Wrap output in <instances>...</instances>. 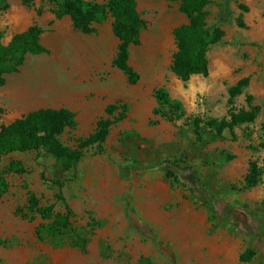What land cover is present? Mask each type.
Segmentation results:
<instances>
[{
    "label": "rangeland",
    "instance_id": "obj_1",
    "mask_svg": "<svg viewBox=\"0 0 264 264\" xmlns=\"http://www.w3.org/2000/svg\"><path fill=\"white\" fill-rule=\"evenodd\" d=\"M60 1L30 0L26 5L7 0L10 8L0 12L5 45L24 30L16 28L12 16L25 9L33 17L24 28L42 24V42L50 52L29 55L19 72L7 76L0 87V129L37 110L67 108L75 113L76 126L61 141L74 149L94 133L108 106L128 110L111 128L104 152L87 150L76 169L64 172L44 151L3 158L0 171L11 161L21 162L27 171L6 174L9 191L0 197V264H264V242L249 235L263 236L264 174L257 186L245 184L251 162L264 169V0H208L207 23L225 36L208 52L209 76L188 81L171 70L177 50L174 30L189 22L180 3L137 0L144 25L129 57L140 77L136 84L113 64L119 40L112 17L89 35L38 20L47 10L53 13ZM243 79H249L248 87L230 104V88ZM159 89L183 105L182 118L175 119L159 104ZM251 107L261 108L254 122L220 137L204 124ZM121 113L119 109L115 116ZM127 166L138 169L127 172ZM165 167L182 177L180 184L166 177ZM52 180L66 182L64 188ZM196 181L241 214L228 209L211 220L192 192ZM31 195L56 212L71 208L85 246L49 238L44 230L49 221L27 209ZM248 249L256 256L242 262Z\"/></svg>",
    "mask_w": 264,
    "mask_h": 264
},
{
    "label": "trees",
    "instance_id": "obj_2",
    "mask_svg": "<svg viewBox=\"0 0 264 264\" xmlns=\"http://www.w3.org/2000/svg\"><path fill=\"white\" fill-rule=\"evenodd\" d=\"M106 3H92L85 0H61L53 13L61 18L70 16L74 27L83 34L89 35L95 32V25L103 24L112 17L113 31L119 40L114 66L121 70L131 84H136L140 77L129 64L131 47L140 43L141 30L144 25L142 15L138 10L137 0H105ZM180 3V11L188 18V23L174 30V38L177 50L173 56L171 70L182 81H188L191 77L202 75L209 76L208 52L210 48L225 36L220 27H210L207 23L209 5L208 0H168ZM29 5L30 0H24ZM10 8L7 0H0V12ZM44 30L37 24L30 26L26 31L15 35L8 45L3 43V34L0 33V87L6 84L7 76L19 72L29 55L39 56L49 54V50L42 43ZM249 79H243L229 90L230 104L241 95L248 87ZM161 106H166L180 119L185 115L183 105L172 100L168 92L159 89L155 93ZM251 98H249L250 102ZM122 109L118 117L115 113ZM126 106L118 104L110 105L106 109V116L97 123L96 130L89 137L80 139L77 148H71L63 144L61 137L68 129L76 126V115L67 108L41 109L14 121L0 129V162L4 157L15 153L25 154L31 152L46 154L54 158L64 171L76 169L84 158L87 150L97 148L103 153V146L107 141L111 128L126 118ZM261 111L260 107H251L250 111L231 112L228 119H210L204 122L206 127L214 131L217 136H222L224 131H233L237 126L254 122ZM200 123L196 121V124ZM138 167L127 166L124 170L131 172ZM168 179L175 184H180L182 177L169 167L163 168ZM26 168L21 162L11 161L6 171H0V197L9 191V182L6 174H24ZM183 172L184 171H180ZM264 174L257 162H251L245 184L248 188L257 186ZM55 186L63 189L66 182L60 180L51 181ZM192 192L198 200H202L209 212L210 219L221 218L228 209L236 215L240 211L233 209L225 201L214 197L199 181ZM29 213L38 215L43 220L49 221L44 227L47 236L53 240L69 239L77 246L84 247L85 235L82 229L76 227L75 214L69 207L65 212H56L55 206H40L38 199L31 195L27 207ZM263 236L249 233L254 242H264V227L260 228ZM42 238V235H39ZM256 256L254 249H248L241 257L242 262H249Z\"/></svg>",
    "mask_w": 264,
    "mask_h": 264
},
{
    "label": "crops",
    "instance_id": "obj_3",
    "mask_svg": "<svg viewBox=\"0 0 264 264\" xmlns=\"http://www.w3.org/2000/svg\"><path fill=\"white\" fill-rule=\"evenodd\" d=\"M12 17H13V20H15L16 28L24 29V30H22V32L26 31L30 26H32V25H30L27 28H24V25L28 22L29 18L33 17V15L30 14L25 9H21L19 11L18 15L13 14ZM38 20H40V21H45V20L53 21L54 26L59 27V28H66V29H73L74 28V23H73V20L70 16H64L61 19H58L53 13H51L48 10L43 14L42 18H40V19L38 18ZM41 25L42 24H40V26ZM22 32H20V33H22Z\"/></svg>",
    "mask_w": 264,
    "mask_h": 264
}]
</instances>
